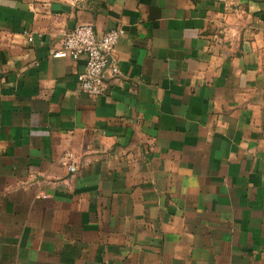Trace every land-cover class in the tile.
Wrapping results in <instances>:
<instances>
[{
	"label": "crops",
	"instance_id": "0c3cea01",
	"mask_svg": "<svg viewBox=\"0 0 264 264\" xmlns=\"http://www.w3.org/2000/svg\"><path fill=\"white\" fill-rule=\"evenodd\" d=\"M0 264H264V0H0Z\"/></svg>",
	"mask_w": 264,
	"mask_h": 264
},
{
	"label": "built area",
	"instance_id": "2783aa9c",
	"mask_svg": "<svg viewBox=\"0 0 264 264\" xmlns=\"http://www.w3.org/2000/svg\"><path fill=\"white\" fill-rule=\"evenodd\" d=\"M123 33V28L116 27L97 36L91 24L81 23L62 34L60 47L52 50L51 55L53 57L70 56L73 59L83 56L84 69L76 76L78 90L90 96H98L104 91L102 77L106 69L111 77L120 75L117 62L112 61L111 58ZM26 37L27 41H32L30 35ZM66 157L69 159L71 156L68 154ZM67 168L71 172L76 169L73 163H70Z\"/></svg>",
	"mask_w": 264,
	"mask_h": 264
}]
</instances>
